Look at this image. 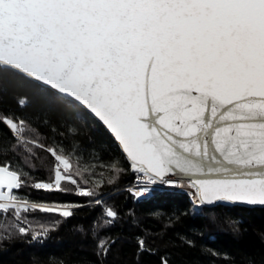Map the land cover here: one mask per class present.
<instances>
[{
  "label": "snow or ice",
  "instance_id": "snow-or-ice-1",
  "mask_svg": "<svg viewBox=\"0 0 264 264\" xmlns=\"http://www.w3.org/2000/svg\"><path fill=\"white\" fill-rule=\"evenodd\" d=\"M4 68L95 119L148 182L186 177L200 206H264V0H0ZM0 125L16 141L0 145V215L23 224L21 213L70 218L81 206L32 202L18 195L27 188L98 195L102 185L88 186L77 145L39 144L52 163L48 178L33 183L24 168L35 159L28 133L36 130L2 110ZM19 151L23 167L3 159ZM119 165L114 159L108 167L119 176ZM105 215L111 224L118 212ZM18 231L28 235L30 225ZM107 244L98 242L105 255ZM138 244L146 250L144 239Z\"/></svg>",
  "mask_w": 264,
  "mask_h": 264
},
{
  "label": "trees",
  "instance_id": "trees-1",
  "mask_svg": "<svg viewBox=\"0 0 264 264\" xmlns=\"http://www.w3.org/2000/svg\"><path fill=\"white\" fill-rule=\"evenodd\" d=\"M21 101L25 103L21 105ZM0 110L24 119L37 135L28 133L35 159L30 171L37 180L50 175L52 160L39 147L52 141L74 143L81 165L96 186V197L49 194L27 188L18 192L30 201L81 205L70 218L34 211L21 213L23 224L5 215L0 226V264H264V208L219 206L193 208L179 192H157L140 200L127 186L138 173L124 160L116 143L91 116L72 102L34 81L4 68L0 71ZM12 132L0 125V145L15 144ZM25 153L9 154L13 164L23 167ZM114 159L125 171L117 176L109 167ZM112 179L114 182L109 183ZM101 200L98 206L96 200ZM118 212L111 224L106 209ZM28 235L18 231L28 227ZM47 229V233H45ZM33 233H41L33 239ZM105 238L110 248L105 255L98 242ZM138 239L146 241L141 250Z\"/></svg>",
  "mask_w": 264,
  "mask_h": 264
},
{
  "label": "built area",
  "instance_id": "built-area-1",
  "mask_svg": "<svg viewBox=\"0 0 264 264\" xmlns=\"http://www.w3.org/2000/svg\"><path fill=\"white\" fill-rule=\"evenodd\" d=\"M138 176H140V179L138 180ZM159 182V181H158ZM179 183H184L183 187H177L174 189H163L157 186L156 184H152L147 181L146 178L142 177L140 174H137L135 183L127 186L125 189L130 191L133 195H135L138 199H148L153 197L157 192H179L185 194L188 199L192 202L193 208L199 209L202 206L199 205L198 197L193 195L194 190L190 186L189 181H179ZM147 188V191L144 192L142 195H137L136 192L141 188Z\"/></svg>",
  "mask_w": 264,
  "mask_h": 264
},
{
  "label": "water",
  "instance_id": "water-1",
  "mask_svg": "<svg viewBox=\"0 0 264 264\" xmlns=\"http://www.w3.org/2000/svg\"><path fill=\"white\" fill-rule=\"evenodd\" d=\"M31 80V79H30ZM32 81H34L35 83H37V84H39V85H41V86H43L44 88H47V89H49V90H51L49 87H47L46 85H44V84H42V83H39V82H37V81H35V80H32ZM52 91V90H51ZM57 94V93H56ZM60 96V95H59ZM62 99H64V100H67V101H69L66 97H62V96H60ZM70 102V101H69ZM107 132V131H106ZM108 133V132H107ZM109 134V133H108ZM110 135V134H109ZM111 136V135H110ZM112 137V136H111ZM113 139V138H112ZM115 142V141H114ZM168 177H165V179H167ZM179 181H189L188 180V178H186V177H182V178H180V180ZM190 182V181H189ZM219 206H230V207H241V208H251V209H253V208H264V206H262V205H248V204H243V203H222V204H218V205H215V206H204L205 208H215V207H219Z\"/></svg>",
  "mask_w": 264,
  "mask_h": 264
},
{
  "label": "bare ground",
  "instance_id": "bare-ground-1",
  "mask_svg": "<svg viewBox=\"0 0 264 264\" xmlns=\"http://www.w3.org/2000/svg\"><path fill=\"white\" fill-rule=\"evenodd\" d=\"M157 186H159L160 188H163V189H174V188H177V187H183V185H185L184 183H178L177 185H173V184H165V183H161V182H157L155 183Z\"/></svg>",
  "mask_w": 264,
  "mask_h": 264
},
{
  "label": "rangeland",
  "instance_id": "rangeland-1",
  "mask_svg": "<svg viewBox=\"0 0 264 264\" xmlns=\"http://www.w3.org/2000/svg\"><path fill=\"white\" fill-rule=\"evenodd\" d=\"M5 218H6L5 215H0V226L3 225Z\"/></svg>",
  "mask_w": 264,
  "mask_h": 264
}]
</instances>
